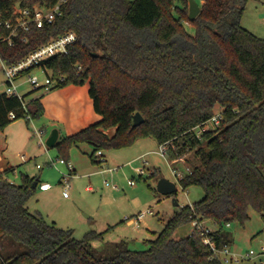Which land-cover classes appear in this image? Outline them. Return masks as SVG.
I'll return each mask as SVG.
<instances>
[{
	"label": "trees",
	"instance_id": "trees-1",
	"mask_svg": "<svg viewBox=\"0 0 264 264\" xmlns=\"http://www.w3.org/2000/svg\"><path fill=\"white\" fill-rule=\"evenodd\" d=\"M58 2L61 14L53 22L19 28L12 45L0 40V57L14 64L51 38L76 33L67 54L42 65L66 77L52 89L88 82L101 118L60 137L55 147L62 158L68 161L70 149L83 143L93 147L91 160L103 163L98 151L147 137L170 141L172 160L194 152L178 181L183 188L200 186L204 197L174 212L146 249H131L126 240L96 246L104 232L90 230L79 239L73 229L31 212L27 202L39 177L24 174L15 183L8 177L15 168H6L0 170V264H223L209 259L197 234L175 233L195 219L210 220L221 246L232 242L227 224H244L251 209L264 222V37L242 24L248 0H202L194 20L189 0H0V17L15 23L17 4L50 8ZM9 32L0 28L2 35ZM35 91L0 95V130L26 112L33 120L42 117L43 95L30 96ZM217 111L221 123L197 136L193 127ZM136 112L144 121L133 126ZM16 244L26 250L7 255Z\"/></svg>",
	"mask_w": 264,
	"mask_h": 264
},
{
	"label": "rangeland",
	"instance_id": "rangeland-1",
	"mask_svg": "<svg viewBox=\"0 0 264 264\" xmlns=\"http://www.w3.org/2000/svg\"><path fill=\"white\" fill-rule=\"evenodd\" d=\"M196 1L199 5L202 3V0ZM242 24L255 35L264 37V0H248ZM184 25L189 33H195L192 24L185 21ZM4 66L5 63L0 57V95L4 94L7 88ZM35 72L40 75L43 82L45 74L40 69ZM25 79L26 77L21 78L18 83ZM32 90L29 83L19 86L22 95ZM44 91L37 90L30 96H40ZM26 123V118H20L12 122V126L19 127L20 124ZM58 124L51 118L34 119L28 125L31 142L27 147L19 142V137L14 136L8 146L6 140L11 136L10 130L8 132L0 130V167L16 165L15 171L8 176L15 183H20L24 174L38 176L41 181L49 182L52 188L48 191H41L38 188L27 202V206L31 212L40 213L58 227L73 229L77 238L81 239L88 231L96 230L104 232L103 239L94 242L96 246L108 241L126 240L131 249H146L149 240L157 236L174 212L204 197V191L200 186L183 188L178 181L180 175L176 176L174 172L176 168L184 175L190 167L186 159H192L194 152L172 161L168 154L164 157L157 152L159 144L153 137L139 139L129 147L104 150L108 161L103 163H94L90 158L92 146L83 143L69 151L68 161L77 169L76 171L71 172L64 164L50 166L48 164L50 158L57 160L62 158V155L56 147L46 148L45 143H41L34 135L33 127L41 128L45 125L47 132L43 135V140L46 142L54 125ZM209 126L212 124L209 123ZM108 132L113 135L114 129ZM64 135L63 132L62 136ZM18 153H28L33 158L18 162L20 161ZM37 164L41 167H37ZM109 167L114 169L109 170ZM139 168L144 169L143 175L139 173ZM155 169L158 173L152 175ZM64 176L69 182L67 197L64 196ZM162 177L177 183L175 193L164 195L156 192L158 180ZM131 180L134 181L133 184ZM149 208L154 213L147 214L139 224H130L126 220V217H132ZM249 216L250 219L244 224L234 222L227 227L232 238V250L242 255L250 249L259 250L264 246L263 219L254 209L249 211ZM208 226L214 228L213 224L208 223ZM175 237H180L179 231L175 233ZM25 250L26 247L16 244L9 254L4 251L2 253L5 256ZM246 264H255V261L250 260Z\"/></svg>",
	"mask_w": 264,
	"mask_h": 264
},
{
	"label": "built area",
	"instance_id": "built-area-1",
	"mask_svg": "<svg viewBox=\"0 0 264 264\" xmlns=\"http://www.w3.org/2000/svg\"><path fill=\"white\" fill-rule=\"evenodd\" d=\"M15 11L18 15L15 23L11 19H3L0 17V28L10 29L8 35L0 34V40L8 41L11 45L13 44V37L18 35L19 28L27 30L32 23L36 24L37 26H43L46 22H53L56 17L61 14V5L60 2H58L50 8L40 5H35L33 8H29L22 7L20 4H17L15 6ZM76 38L77 35L74 31L66 32L58 37L51 38L48 42L34 49L16 63L10 65L5 64L4 72L7 78V88L5 93L8 96L18 95L19 97H22V94L19 92V86L23 83H29L33 90L44 89L45 91H49L55 85L63 83L66 80V77L63 75H58L55 77L50 69L42 65V62L48 60L53 56L67 54L69 51V47L76 40ZM22 40L27 39L22 38ZM37 69H40L45 74V79L43 82L40 78V75L35 72ZM23 77H26V79L18 83V81ZM22 106L27 110L26 101L23 100ZM15 117L16 112L12 111L10 113V118L14 119ZM25 117L26 119H29L30 122L33 121L31 115L28 112H26ZM222 120V113L218 111L212 118L198 124L197 126L193 127L192 130L196 133L197 136H200L207 129L217 128ZM209 123L212 124L211 127L209 126ZM33 128L34 135L39 138L41 143H45L43 140L45 130L42 128H37L35 126ZM45 146L46 148L48 147L46 143ZM172 146L173 144L170 141L163 142L158 145L157 152L165 157L167 156L168 151ZM97 156H99V159L102 162L106 161V158L101 151L97 152ZM22 157L24 158V156ZM48 164L50 166L64 164L68 166L71 172L74 171L73 165L70 163V161H67L64 158H57V160H55L54 158H50ZM37 166L41 167L39 164ZM109 169L113 170L114 168ZM138 171L141 175L144 174L143 168H139ZM174 172L176 176H183V174L180 173L176 168H174ZM130 182L131 184L134 183L133 180H131ZM51 187L52 185L49 182H42L39 184V188L44 190ZM68 187L69 182L65 177L64 196H68L66 192ZM190 205H192V203H190ZM152 213H154L153 210L149 208L147 210L140 211L132 217H126V220L130 224H139L147 216V214ZM227 226L230 227L231 224L228 223ZM211 232L212 229L205 224V221L199 219L193 220L189 224V229L187 231V234L189 235L197 234L202 239V242L208 246V250L210 252V260L218 258L220 261H222L223 264H246V262L254 260L255 264H264V246H262L259 250L250 249L245 255H242L234 252L231 248V244L218 246L214 236L211 235Z\"/></svg>",
	"mask_w": 264,
	"mask_h": 264
},
{
	"label": "crops",
	"instance_id": "crops-1",
	"mask_svg": "<svg viewBox=\"0 0 264 264\" xmlns=\"http://www.w3.org/2000/svg\"><path fill=\"white\" fill-rule=\"evenodd\" d=\"M42 95H43L42 102L45 108L42 117L47 120L51 118V120H55L56 122L59 123L58 125H54L53 128V130H57L59 132V139L62 136L63 132L65 135L73 134L83 129L84 127L98 121L101 118V115L98 114L94 109L93 100L89 95L88 82L82 85L68 84L63 87H57L49 91H44V94ZM12 125L13 124L11 123L3 129V131L6 132L10 130V134H11L9 138L7 137L6 144L10 145V140L14 136V137H19L20 140L19 142L22 143L25 147H27V145H29V142H31V132L28 127L29 124L28 123H26L25 125L20 124L19 127H13ZM41 128L44 129L45 132H47L45 129V125L44 127ZM22 156H24V158ZM18 158L20 160L18 162H25V160H27L28 158L31 159L33 157L31 155H28V153H18ZM174 160L175 159H173L172 161ZM107 161L108 160L106 158L105 162ZM10 167L16 169V165L15 166L9 165L8 168ZM6 168L7 167H0V170L2 171ZM73 169L74 171L77 170L76 168H74V166ZM42 182H47V181L40 180V183ZM51 188L46 190L41 188L39 189L41 191H48ZM88 188H91V186H88ZM208 223L214 225V228H212V226H209L212 230L216 228V225L212 221L205 220V224L208 225ZM188 229L189 226L178 230L180 236L186 235Z\"/></svg>",
	"mask_w": 264,
	"mask_h": 264
},
{
	"label": "water",
	"instance_id": "water-1",
	"mask_svg": "<svg viewBox=\"0 0 264 264\" xmlns=\"http://www.w3.org/2000/svg\"><path fill=\"white\" fill-rule=\"evenodd\" d=\"M201 6L196 0H189V19L194 20L200 13ZM133 126L140 125L144 121V117L140 112H136L134 117ZM59 140V132L57 130H52L49 136L46 139V145L48 147H55ZM38 182L35 181L33 186L37 187ZM157 191L160 194L171 195L177 191V183L175 181L169 180L165 177H162L158 180ZM175 204L178 205V202L175 201Z\"/></svg>",
	"mask_w": 264,
	"mask_h": 264
}]
</instances>
